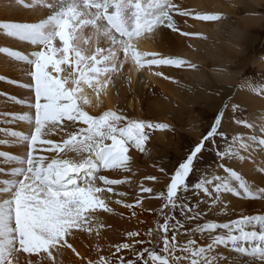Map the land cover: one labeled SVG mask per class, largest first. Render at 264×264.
<instances>
[{
  "label": "snow or ice",
  "instance_id": "1",
  "mask_svg": "<svg viewBox=\"0 0 264 264\" xmlns=\"http://www.w3.org/2000/svg\"><path fill=\"white\" fill-rule=\"evenodd\" d=\"M14 5L37 19L0 21L5 37L32 46L27 53L0 46L10 63L27 66L28 76L21 83L0 75V83L31 93L25 100L0 91L6 102L23 106L0 110L8 125L0 129L5 137L0 149H18L0 150V264H65L66 252L78 264H264V208L254 214L241 209L225 221L216 218L236 212L229 195L264 204V59L257 62L259 79H235L234 91L221 99L207 127L172 168L151 161L159 175H144L138 190L132 187L138 159L150 154L157 132L176 128L166 120L134 118L119 105L102 107L113 93L119 99L118 85L134 91L133 73L136 83H147L143 73L149 72L179 86L181 81L162 69L199 72L194 60L144 51L140 42L157 44L165 31L207 39L192 24L221 21L223 15L197 11L182 0H14ZM215 71L233 78L225 67ZM242 95L260 101L255 117L243 115ZM93 103L96 112L88 107ZM209 153L213 163L205 164ZM233 162L248 165L260 182ZM161 183L164 190L157 191L154 185ZM125 185L131 202L129 191L118 190ZM145 200L161 203L146 208ZM113 204L141 225L138 210L157 218L144 231L126 230L123 242L109 244L105 254L98 238L111 226L100 217L124 218ZM82 235L96 239L95 258L77 248Z\"/></svg>",
  "mask_w": 264,
  "mask_h": 264
},
{
  "label": "bare ground",
  "instance_id": "2",
  "mask_svg": "<svg viewBox=\"0 0 264 264\" xmlns=\"http://www.w3.org/2000/svg\"><path fill=\"white\" fill-rule=\"evenodd\" d=\"M182 2L197 11H205L209 13H217L219 10L226 9L220 4L219 0H182ZM254 2H256L255 5L257 6V1L254 0ZM9 3L13 4L11 8L7 7ZM256 17L257 16H254V18ZM36 19L37 16L33 15L29 10L15 6L14 0H0V21L12 20L17 22H32ZM189 23L191 24L192 22L189 21ZM221 24H223L221 21L196 22L192 24L193 30L199 31L204 37H207V39L181 38L175 34L165 31L161 34L157 44H153L151 41L142 40L139 45L141 50L161 51L168 54H182L184 57L194 60L199 65V72H192L187 69H183L186 72L185 74H187L186 76H188V83H182L179 86L174 83L164 81L162 78H157L149 72H145L143 73V79L147 83H136L135 81L133 83L134 91L131 94L127 92L126 88L120 87L118 85L120 91L119 99H116L113 93V95L104 98L102 107L115 108L117 105H119V107L124 109L127 114H131L129 113V109L126 107V105L129 104L137 111L139 109L144 111L143 115H141L139 112L137 113L140 116H143L140 117L138 115L140 118L146 117L150 119L166 120L171 124L177 123L180 125L179 129L181 128L184 132L195 131V134L193 135L196 137L198 132L202 131L201 129L197 128V126L200 119L199 117L203 112L198 114L195 112V107L200 108L211 101L213 102L215 92L217 91L220 92L224 98H226V94L234 91L231 85L235 83V79L241 75L245 76L246 63L249 62L253 67L256 68L258 72H260L257 62L261 59H264V53L248 59V49L246 46L247 44L250 45L249 48L253 46L251 39L252 37L249 36V29L252 26L261 27V21L253 19H250V21L241 20L240 22L229 24L227 28H224ZM245 42L247 44H245ZM188 44H192L193 47L197 49V51L189 49L187 47ZM0 46L12 47L16 50L24 51L26 53L32 50V46L24 42H18L11 38H7L2 33H0ZM26 67L27 66L22 62L10 63L7 57H5L3 54H0V74L2 73L9 76L19 77L22 80V83H26L28 82V76L24 71ZM219 67L227 68L231 73H233V78L229 79L218 74L215 69ZM162 71L172 75L173 77L180 73L179 69L168 67H165L162 69ZM259 74L261 73H258V77H255V79L260 78ZM134 78H136L135 73H133V81ZM146 84H148V87H154V91L159 95L157 94V97L154 96L149 99L145 95V91L143 89V86ZM189 89H191V91H189ZM20 92L30 93L24 88H21ZM206 92H211L213 95L208 96L206 95ZM241 99L245 101L243 106L249 110V112L243 113L244 116L255 117L260 112L261 104L258 99H250L246 95H242ZM219 103L220 102H216V104ZM88 107L92 112L98 111V109L96 110L95 103L89 105ZM18 108L19 107H17V109ZM211 112L206 113L209 114ZM0 127L4 128L6 126L4 123H1ZM239 130L246 131L245 129ZM155 138L156 144L153 145V148H151L154 152V155L150 158V161L144 165H149L152 160H157L160 163H163V158L165 155L163 153V149L174 146V144H172L174 139L173 133L157 132ZM152 144H154V142ZM9 148L8 150L10 151ZM156 156L158 158H154ZM233 166L237 167V170L239 171L247 168V170L243 172L249 178L253 179L254 177H257L258 180L256 179L255 181L257 183L260 182L258 173L254 172L253 170L249 171L251 170L250 167L238 162H233ZM156 185H154L155 188L157 187ZM163 186L164 185L162 183V189ZM119 189L120 187L118 186V190ZM227 199L231 202L230 207L235 208L236 212L231 213L229 216L216 217L219 220L222 219L225 221L227 219L235 218L236 214L241 209H243L246 213L254 214L258 209H261L260 206L264 205L259 202L241 201L238 198L230 195L227 197ZM145 203L148 205V208H156L159 201L147 200ZM112 206L114 207L116 213L123 212L124 218H121V216L118 214H103L100 217L101 220L104 221L105 225L111 226L102 229L100 237L98 238V242L102 248H104L105 254L107 253V247L109 244L113 242H123V234L126 230H135L136 228H140L141 231H144L146 230L147 226H152L154 224V220L157 218L153 213L138 210L139 220L145 221V224L141 225L135 218L128 220L127 217L129 213L121 206L115 204ZM96 242V239H93L90 242L86 235H82L78 237L76 246L82 254L87 251L90 253V255H92L93 258H95V252L92 249ZM85 246H87V248ZM221 251H224V249H221ZM64 260L65 264H78V261H76L75 257L70 252L65 253Z\"/></svg>",
  "mask_w": 264,
  "mask_h": 264
},
{
  "label": "rangeland",
  "instance_id": "3",
  "mask_svg": "<svg viewBox=\"0 0 264 264\" xmlns=\"http://www.w3.org/2000/svg\"><path fill=\"white\" fill-rule=\"evenodd\" d=\"M219 1H220V4L226 8L224 10H219V12H217V13H221L224 17L221 20V23L224 24V25L223 24H221V25L224 28H227L229 26V24H234L236 22H240L241 20L250 21V19H253V20L261 21V27L252 26L249 29V33H250L249 36L252 37L251 39H252L253 46L251 48H249L250 45H248L246 42H245V44H247L246 46L248 49L247 50V58L248 59L253 58V56H257L261 53H264V0H256L257 4H258L257 6L255 5L256 2H254V0H219ZM254 16H257V17L254 18ZM224 21H225V23H224ZM245 70H246L245 76L247 74V77L255 78V77H258V73H260L249 62L246 63ZM179 71H180V73L177 75L178 77L175 76V78L177 80L181 81L180 84L188 83V81H187L188 76H186L187 74H185L186 72L183 69H179ZM0 75H6V74L1 73ZM6 76H8L9 78H12V79H17L18 81H20L22 83V80L19 77L9 76V75H6ZM259 76H260V74H259ZM135 81H136V78H134V82ZM146 85H144L145 87L143 86V89L145 91L144 92L145 95L149 99L154 97V96L157 97L158 93L154 91V87H148V84H146ZM19 88H20L19 86H12V85H8L6 83H0V91L6 90L10 94H14L18 98H23L25 100H27L28 98L31 97V93H22V92H20V89L22 87L20 89ZM221 99H226V98H224V96L221 95V93H220V96H216V95L214 96L213 102L211 101V102L205 104L203 107H200V108L195 107L196 108L195 112H197L198 114H201V112H203L202 115H200V117H199L200 119H199L197 128L203 130L204 128L207 127V125H208L209 121L211 120L213 113H214V111H212V110H214V108L218 105V104H216V102L217 103L220 102ZM16 106L19 108L17 109ZM22 107L23 106L12 105L11 102H6L3 98H0V110H11V111H14V110L17 111L18 110V111H21ZM126 107L129 109V113H131L130 115L133 116L134 118L143 117V116H140L139 114H137L139 112L141 115H143L144 114L143 110L141 111L139 109L137 111L136 109H133V106H130L129 104H127ZM13 108H15V109H13ZM108 108H110V107H108ZM96 110H97V108H96ZM131 111L132 112L134 111V112L132 113ZM135 111H136V113H135ZM93 112H96V111H93ZM206 112H211V113L208 114ZM245 112H249V110L245 108ZM1 123H3L2 120H0V124ZM173 125L176 128V132L173 133L174 139L172 141V144H174V146L171 148H164L163 149V153L165 154L164 158H163L164 159L163 164L168 166V168H172L176 164L178 159L181 156H183V154L187 151L188 147L192 144L193 140L195 139V137L193 135V134H195V131L194 132L192 131L193 133L188 132V131L184 132L181 128L179 129L180 125H178L177 123H175ZM5 126L7 127L8 125L5 124ZM13 127L16 128V130H21L20 128L15 127V125H13ZM0 129H3V128L0 127ZM156 135H157V133L155 134V136ZM155 136L149 145L150 149L153 148V145L156 144ZM3 138H5V137L3 136L2 131H0V139H3ZM153 142H154V144H152ZM170 145H171V143H170ZM8 148L10 149V151L12 150L11 152H16L18 150V149L12 148L11 146L5 147V148H3V150L5 149V150L9 151ZM0 150H2V149H0ZM153 155H154V152L151 149L150 154L148 156L141 157L138 159L139 167H138L137 175L135 177H132V181H133L132 187L133 188H136L138 190L139 182L143 179L144 175H146V174L159 175V173L155 172V170L149 166L150 164L144 165L145 163L150 161V158ZM154 158H158V157L156 156ZM204 163L205 164L213 163L212 154L209 153L206 155ZM244 165H246V164H244ZM246 166L249 167L248 165H246ZM198 167H201V165H198ZM245 170H247V168L242 170V172ZM249 171H252V169ZM112 175H115V174H112ZM191 179L194 180L195 177H192ZM253 179L258 180L257 177H254ZM146 183L150 184L151 182H146ZM156 186H157L156 187L157 191L164 190V186L162 189V183H161V185L157 184ZM119 187H120L119 190L129 191L130 194H129L128 200H129V202H131L133 199L131 189L127 185L119 186ZM146 201L147 200H145V202ZM160 203L161 202L159 201L156 208H159ZM145 207L148 208V205L146 203H145ZM260 208H264V205L260 206ZM220 220L223 221L222 219H220ZM152 226H154V224Z\"/></svg>",
  "mask_w": 264,
  "mask_h": 264
}]
</instances>
